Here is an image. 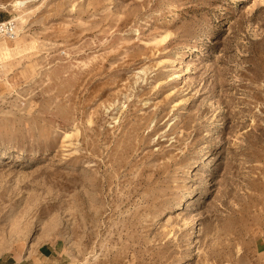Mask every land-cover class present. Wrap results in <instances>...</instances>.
I'll use <instances>...</instances> for the list:
<instances>
[{"label":"rangeland","instance_id":"1","mask_svg":"<svg viewBox=\"0 0 264 264\" xmlns=\"http://www.w3.org/2000/svg\"><path fill=\"white\" fill-rule=\"evenodd\" d=\"M0 257L264 264V0H0Z\"/></svg>","mask_w":264,"mask_h":264},{"label":"crops","instance_id":"2","mask_svg":"<svg viewBox=\"0 0 264 264\" xmlns=\"http://www.w3.org/2000/svg\"><path fill=\"white\" fill-rule=\"evenodd\" d=\"M64 248L60 242L42 245L35 251H28L21 256H2L0 264H64Z\"/></svg>","mask_w":264,"mask_h":264},{"label":"built area","instance_id":"3","mask_svg":"<svg viewBox=\"0 0 264 264\" xmlns=\"http://www.w3.org/2000/svg\"><path fill=\"white\" fill-rule=\"evenodd\" d=\"M17 27L12 21L0 23V38L16 39Z\"/></svg>","mask_w":264,"mask_h":264}]
</instances>
